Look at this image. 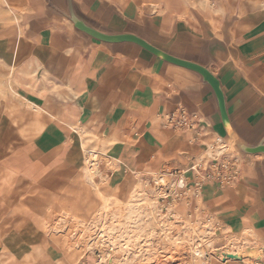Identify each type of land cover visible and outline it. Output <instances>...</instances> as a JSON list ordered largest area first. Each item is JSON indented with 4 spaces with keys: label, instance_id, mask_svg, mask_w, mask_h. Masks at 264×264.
Listing matches in <instances>:
<instances>
[{
    "label": "crops",
    "instance_id": "1",
    "mask_svg": "<svg viewBox=\"0 0 264 264\" xmlns=\"http://www.w3.org/2000/svg\"><path fill=\"white\" fill-rule=\"evenodd\" d=\"M216 1L225 5V14L216 11L222 4L215 5L213 0L206 9L197 7L190 20L176 19L170 12L191 15L194 7L189 0L0 2L21 15L16 24L0 23V81L9 89L6 96L0 92V107L16 131L15 138L2 146L0 200L11 203L0 208V218L6 222L0 224V264H67L64 246L73 241L77 226L86 229L74 242L81 246L94 218L84 222L64 213L52 222L40 200L60 194L82 178L103 201L94 217L102 215L105 195L85 174L84 147L113 152L110 176L102 180L101 187L127 197L137 174H157L162 168L158 176L186 170L190 160L198 156L197 163L214 148L219 153L225 144L215 134L217 130L226 132L215 95L198 72L170 63L133 42L91 36L75 27L68 16L70 5L100 31L135 33L169 53L207 66L222 82L236 132L248 140L264 135V0ZM145 3L158 5L175 19L157 24L148 18L140 33L138 19ZM230 3H239L240 18L230 15ZM9 68L17 78L10 87L5 81ZM237 82L242 87L235 98L231 88ZM251 97L257 99L251 105H260L259 114L253 125H245L234 114V106ZM179 106L202 121L188 130L165 126L161 120ZM19 122L23 124L16 127ZM92 139L98 145L91 144ZM252 160L257 166L252 168L246 160L242 173L235 171L227 185L205 182L201 200L227 232L248 235L249 241L258 242L259 254H264V153H252ZM124 171L135 177L124 188L126 196L118 193ZM146 183L137 189L146 191ZM15 185L34 190L35 203L15 193ZM198 204L197 196L190 205L192 215ZM73 222L76 225L70 229ZM49 233H64L60 244ZM26 252L30 255L24 256ZM240 255L233 259L235 264H249L246 256L256 258L258 264L262 256ZM97 258L94 264H99ZM85 263L89 264L87 255ZM213 264H232V260L216 259Z\"/></svg>",
    "mask_w": 264,
    "mask_h": 264
},
{
    "label": "rangeland",
    "instance_id": "2",
    "mask_svg": "<svg viewBox=\"0 0 264 264\" xmlns=\"http://www.w3.org/2000/svg\"><path fill=\"white\" fill-rule=\"evenodd\" d=\"M214 1L216 5L222 4L221 2L218 4L216 0ZM233 1H237V0H233ZM230 6H231L230 15H236L238 18H240L238 16L239 3L237 5L235 4L234 6L230 4ZM196 9L197 8L194 7V9L191 12V15L180 13L178 10H170V12L174 13L176 15V18H187L188 20H190V19H194L193 13L196 11ZM225 12H223V14H225ZM139 14H140V18L138 19V22H139L138 29L140 33L142 31V27L145 21L148 18H151L152 21L156 20L157 24H163V23L166 24L169 21H172L173 19H175V18H170L168 16L169 14L168 12L166 11L161 12L160 7L153 14L145 13L143 12L141 8ZM152 43L162 48V46H160V44L156 43L155 41H152ZM138 46L146 50L140 45ZM44 80H47V79L45 78ZM2 114H3L2 107H0V170L2 167L1 158L3 156L2 146L7 139L10 140V139L15 138V134H16L15 129H13L9 125L8 116H2ZM22 124H23L22 122H19V124H17L16 127H20ZM92 141L93 143L91 144L98 145V140L96 141V139H92ZM225 145L226 143L225 144L223 143V146L220 149V150L222 149L223 150L221 153L217 154V156L216 155L209 156L207 159H204V161H201V159L197 160V162H200L198 163L199 165L202 164L201 168L200 167L197 168L200 173L197 172L196 168H193L194 164L198 165L195 162L198 156L190 160L189 165H188L190 170L186 172V176H187L186 186L184 188H180V190H177V192H179V197H180L179 199H181L180 206L183 207L185 210L183 214L184 219L185 218L186 220L190 219L189 221L202 226L201 227L202 231H205L206 229H208L210 233L208 232L206 241L207 243H212L213 248H217V249L219 248V250H217L215 253L218 257V260L220 261H225V259L227 261L232 260V264H235L234 263L235 261H233L234 257L230 258V255H229L230 251H238L237 253H233V254H241L244 252V253H247V255H249L248 249L255 247V245L257 246L258 242L249 241L247 239L248 235L246 234L245 235L241 233L238 234V232H235V231L227 232L225 227H222V225L218 223L215 216L209 213V211L206 209L205 205L203 204L201 200L202 199L201 194L197 193L198 187L195 186L196 185L195 183L199 180L203 172V169L205 167H211V168H208V170H211L214 176H217L218 174L222 172L221 174L228 178V183H229V177L227 176V174H229L230 172L234 173L235 171H239L240 174L242 173L243 165L246 164L247 162L246 160H244V158H242L239 155L238 146H237V149L234 148L233 150V148H230L227 145L226 146ZM110 147L112 150L114 149L113 146H110ZM226 147H227V150H226ZM215 150L217 149L214 148L213 151ZM107 152L108 154L105 152L104 155L101 154L99 156V160L104 159V161H102V164L97 163L98 168L102 171V173L105 174V177L101 178V182L102 180H105L110 176V170L108 166L109 165L111 166V159H112L111 156L113 155V152H110L109 150ZM225 158H228V160L230 159L229 160L230 163L228 165H226L225 163V162H228L226 161ZM257 158H259V160L263 159L261 155ZM208 159H209V162H207ZM102 165L105 166L104 169H102ZM112 167L114 166L112 165ZM164 169L165 168H162L159 171V173L161 172L163 173ZM182 171H183L182 168L180 170H173L174 178H177L179 175H181ZM161 176H163V174ZM122 178L123 180H122L121 185L119 186L120 188L118 189V193L121 194L122 196H126L127 192L126 190H124V188L126 187V185L130 186L131 185L130 183L135 180V177L131 171H124ZM153 178H154L153 174L151 175H145L143 173L137 174V182L135 186H133V189H131L127 197H121V196L115 195L114 193L108 192L110 194L109 195L110 198L106 199L105 197L104 208H102L103 213H101L102 215L97 214L96 217H94L95 216L94 213H96L97 211L101 209L103 201L101 197L98 195V193L91 186H89L85 182V180L82 178L81 179L79 178V180H77L76 183H74V185L69 187L68 189H62L60 191V194L53 195L52 197L42 196L44 199L40 200V205H41L40 207L44 210L43 211L44 214L49 213L50 217L49 216L47 217L52 222L56 221L64 213H67V215L68 214L77 215L81 217L84 222H89L90 220L94 218L90 225L91 230L89 229V231H87L86 238H84L80 247L75 246L74 242L75 240L79 238V236L81 235V232L86 229L83 228V226L75 227L73 225V224L76 225L75 222L69 224L70 229L72 228V226L75 227V231L73 230L75 237L73 241L71 242V244H68V245L65 244L66 246H64L65 247L64 249L65 257L67 258L66 259L67 264H74L76 261H78L81 258V256L84 253H86V255L88 256V263L94 264V261L96 260L97 255H98V251L93 248L92 249L88 248L87 243L90 237L93 238L95 237V235L100 236V234L102 236V239L106 242V244H107V239L108 240L110 239L108 241V244L110 245L107 244L110 248L108 246L106 247V252L109 253V255L106 259L105 264H173V263L174 264H184V262H186L187 260L186 256L189 255V258H190L189 252H190L191 245L189 243L185 244L183 248H180L177 245H172L170 243V240L164 234H161L159 232L155 233L154 231L157 229L154 227V224L153 226L148 227L147 222H146L145 225H143L142 227L140 226L137 227V225H135L132 222V220L125 219L124 215L126 212L124 209L126 208V206H125L124 201L130 200V198L132 199L131 194L133 193L134 189L137 187L138 189H140V187H142L146 181H150V183H154ZM218 180H215V181L219 182ZM204 184L205 183H203V186ZM14 192L20 193L25 197L27 196V200L29 202L35 203L34 201L35 197L33 196L36 195V192L34 190H31V189L29 190L25 186L19 187L18 185L17 186L15 185ZM197 196L199 200V204L197 206V212L194 215H192L191 214L192 212L190 211V205L192 204L194 200H196ZM146 197H148V195ZM175 198L176 197H175L174 192L173 193L169 192V195H165L160 198L159 208L161 211H160L159 218H163L165 220L163 214L168 212L167 207L170 201H174ZM142 201L143 200L138 199L136 202L139 203ZM195 202L197 203V201ZM6 203H11V202L0 200V208H2V205ZM115 211H118L119 213L114 214ZM106 216L108 219L105 218ZM126 220H129V221H126ZM2 222L3 224L6 223L4 222L3 218H0V224ZM144 227L147 229H144ZM178 230H180V228ZM173 234L176 235L177 230L174 231ZM63 235L64 233H61V235H58V234L55 235V233H49V236L57 244H60L61 239H63ZM233 235H235V237H232ZM110 241L112 243H109ZM125 251L127 254L124 256ZM259 253H260V250L257 249V252L255 254H250V256L258 257V255H262L261 260H259L260 263L258 264H264V254L262 253L259 254ZM228 258H230V260ZM246 261L249 262V264H257L256 258L250 259V260L246 259Z\"/></svg>",
    "mask_w": 264,
    "mask_h": 264
},
{
    "label": "bare ground",
    "instance_id": "3",
    "mask_svg": "<svg viewBox=\"0 0 264 264\" xmlns=\"http://www.w3.org/2000/svg\"><path fill=\"white\" fill-rule=\"evenodd\" d=\"M3 1L4 0H0V2H3ZM156 1L158 3H161L162 0H156ZM212 1L213 0H189L190 4L193 7H196V8L198 7V8H202V9H206L210 4H212ZM225 2H227V1H225ZM230 4H232V6L235 5L234 3H230ZM158 8H159L158 5H156L154 3H145L142 6L143 12L152 13V14ZM225 8H226L225 5H222V6L218 7V9H216V11L222 15ZM20 16L21 15L19 13H14L12 11V9L9 10L7 8H3L2 6H0V23L5 22V23L16 24L18 22ZM176 19H183V18H176ZM215 22H214V24H215ZM5 81L8 83L9 87L13 83H15V81H17L16 77L14 76L13 68H9L7 70V72L5 74ZM241 87L242 86H240V82L233 84V86L231 88V94L233 95V97L236 98L237 96H239V94L241 93ZM0 92L4 96H6L7 92H9V89L4 88L2 81H0ZM12 93L17 95L13 91H12ZM9 99H10V96H9ZM255 100H257L255 97H251L250 99L245 100V102L236 104V106H234V114L237 115L239 120H241L243 122V124H245V125H253L255 120H257V116L259 114L258 110L260 109V105H259V103H257L256 105L250 104L252 101H255ZM29 105H31V104H29ZM39 118L40 117H38V119ZM165 126H168V125L165 124ZM215 134L219 138H221L226 143V145L228 147L233 148V150H234V148L237 149L236 140L238 137L236 135H228V134H226V132H223L222 130L221 131L217 130L215 132ZM222 150L219 153H221ZM226 150H227V147H226ZM219 153L217 151L215 153L212 151L209 154V152L206 151L200 159H201V161H204V159H207L209 156H212V155L214 156V155H217ZM238 153L242 158H244V160H247L248 162H250V164L252 165V168L257 166L255 161L252 160V154L243 153L239 149H238ZM101 154L104 155L105 151L104 150L96 151V150H92V149H89L87 147H84V149H83V161H85L86 165H87V167L84 171H85L86 176L90 179V181L100 191H102V193L105 195L106 199H109L110 194L108 192H106L105 190H102V187H101V178L105 177V174L102 173V171L98 168V165H97V163L102 164V161H104V159L99 160V156ZM225 159H226V161H228V162H225L226 165H228L230 162L229 161L230 159L229 160H228V158H225ZM198 163H200V162H197V164ZM262 168L264 169V163L262 165ZM189 170H190V168H189ZM187 171H188L187 169L183 170L182 174L179 175L177 178H174L173 170L170 172V175L163 174V176H160V177H158L156 173H153V175H154V181L153 182L154 183H150V181H147L146 191L145 190L139 191L137 188H135L133 193L131 194L132 199L130 198V200L124 201L125 206H126V208L124 209L126 212L124 216H125V219L132 220V222L135 225H137V227H139V226L142 227L143 225H145L146 222H147L148 227L153 226V224H154V227L157 229L154 232L155 233L159 232L161 234H164L170 240V243L172 245H177L178 247L183 248L185 246V244L189 243L191 245L190 246V252H189L190 258H189V255H187L186 256L187 260H186V262H184V264H213L214 260H216V259L218 260V257L215 253L217 250H219V248L218 249L213 248L212 243H207L206 237L208 236L209 230L205 228L206 230L202 231L201 230L202 226L197 225V224L189 221L190 219L189 220H186V218L184 219L183 214H184L185 210L183 207L180 206L181 199H179L180 198L179 192H177V190H180V188L182 186L186 185V179H187L186 172ZM228 176L230 177V182H231L232 178H234V173H229ZM170 178H172V179H170ZM147 190H148V192H147ZM169 192H171V193L174 192L176 198L174 201H170V203L167 207L168 208V210H167L168 212H166L167 214L166 213L163 214V216L165 218V220H164L163 218H159L160 217V211H161L159 208V201H160V198L162 196L169 195ZM150 194H151V196H150ZM198 194H201V188L198 189ZM115 195H114V197H115ZM147 195H148V197H146ZM138 199H141L143 201L137 203L136 201ZM116 213L118 214L119 212L115 211L114 214H116ZM105 218L108 219L107 216ZM184 220H186V221H184ZM126 221H129V220H126ZM179 228H180V230H178ZM97 229H99V228H97ZM144 229H147V228L144 227ZM176 230H177V234L175 235V234H173V232ZM251 232H253V231H251ZM109 240L107 239V244H108ZM111 241L109 243L113 242V241L112 242ZM107 244L102 239L101 234H100V236L95 235V237L90 238L88 243H87L88 248H90V249L93 248V249L98 251V255H97L98 258L97 259H98L99 264H104L106 262L108 255H109V253L106 252V247L110 244H108V245ZM111 247H113V246H111ZM128 249H126V250H128ZM230 252H231L230 254H233V251H230ZM248 252L250 254H255L257 252V249L256 248H249ZM126 254L127 253L125 251L124 256ZM26 255H30V253H28V252L24 253V256H26ZM85 257H86V253H84L81 256V258L78 261H76L74 264H86L85 263ZM117 258H119V257H117ZM230 258H231V256H230ZM230 258H228V259L230 260ZM246 259L250 260V257L246 256Z\"/></svg>",
    "mask_w": 264,
    "mask_h": 264
},
{
    "label": "water",
    "instance_id": "4",
    "mask_svg": "<svg viewBox=\"0 0 264 264\" xmlns=\"http://www.w3.org/2000/svg\"><path fill=\"white\" fill-rule=\"evenodd\" d=\"M68 16L73 21L75 27H77L80 30H83L84 32L90 34L95 38L110 42H123V41L133 42L170 63L183 66L185 68L198 72L202 77L203 83L210 85V87L213 90L218 105V110L221 116V120L226 130V134L236 135L238 137L236 140V146H238L239 150L242 151L243 153H248V154L259 153V152L264 153V135L255 140H248L243 136H240L236 132L228 112L227 99H226L225 91L222 86V82L220 78L216 74H214L207 66L199 64L192 60L182 58L172 53H169L135 33H130V32L106 33L100 31L96 29L94 26L90 25L82 17H80L76 13V11L72 8V5H70L69 7ZM229 255L234 258L242 257V255L240 254H229Z\"/></svg>",
    "mask_w": 264,
    "mask_h": 264
},
{
    "label": "built area",
    "instance_id": "5",
    "mask_svg": "<svg viewBox=\"0 0 264 264\" xmlns=\"http://www.w3.org/2000/svg\"><path fill=\"white\" fill-rule=\"evenodd\" d=\"M162 123L165 125L167 124L170 127H173L174 129L177 130H187L190 128L195 127L199 122H201V118L196 114V113H191L189 112L185 107L179 106L172 112L168 113L167 116L164 117V119L161 120ZM209 162V159L208 161ZM230 163V162H229ZM202 164H194L193 168H201ZM208 168L211 167H205L203 169V172L199 178V180L195 183L198 188H197V193L198 189L203 187V183L210 181V180H218L221 185H227L230 183V177H229V183H228V178L223 176L221 173L218 174L217 176H214L211 170H208ZM197 172L199 170L197 169ZM186 186V185H185ZM185 186H182L181 188H184Z\"/></svg>",
    "mask_w": 264,
    "mask_h": 264
}]
</instances>
